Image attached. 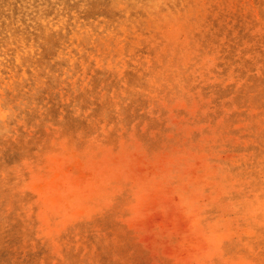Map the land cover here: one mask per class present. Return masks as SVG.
Segmentation results:
<instances>
[{
    "label": "rangeland",
    "instance_id": "1",
    "mask_svg": "<svg viewBox=\"0 0 264 264\" xmlns=\"http://www.w3.org/2000/svg\"><path fill=\"white\" fill-rule=\"evenodd\" d=\"M0 264H264V0H0Z\"/></svg>",
    "mask_w": 264,
    "mask_h": 264
},
{
    "label": "bare ground",
    "instance_id": "2",
    "mask_svg": "<svg viewBox=\"0 0 264 264\" xmlns=\"http://www.w3.org/2000/svg\"><path fill=\"white\" fill-rule=\"evenodd\" d=\"M18 3V2H17ZM35 17V16H34ZM50 17V16H49ZM33 20V19H32Z\"/></svg>",
    "mask_w": 264,
    "mask_h": 264
}]
</instances>
